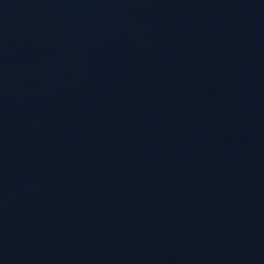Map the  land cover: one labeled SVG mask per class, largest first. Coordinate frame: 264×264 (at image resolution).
I'll return each mask as SVG.
<instances>
[{
    "label": "water",
    "instance_id": "95a60500",
    "mask_svg": "<svg viewBox=\"0 0 264 264\" xmlns=\"http://www.w3.org/2000/svg\"><path fill=\"white\" fill-rule=\"evenodd\" d=\"M0 264H264V0H0Z\"/></svg>",
    "mask_w": 264,
    "mask_h": 264
}]
</instances>
